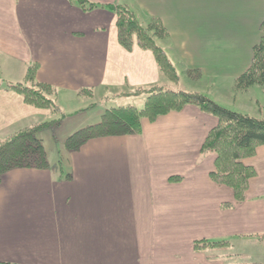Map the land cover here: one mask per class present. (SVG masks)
Listing matches in <instances>:
<instances>
[{
	"label": "crops",
	"instance_id": "1",
	"mask_svg": "<svg viewBox=\"0 0 264 264\" xmlns=\"http://www.w3.org/2000/svg\"><path fill=\"white\" fill-rule=\"evenodd\" d=\"M188 1L0 0V67L20 82L29 66L39 65L36 82L56 90L53 100L76 128L67 137L99 123L110 108L144 106L147 95L137 88L213 92L228 75L217 66V54L227 55L217 41L231 34L194 20L179 6ZM114 5L127 6L140 23L144 14L148 25L163 23L168 35L157 43L181 75L177 84L160 72L151 51L120 45ZM248 16L245 29L256 23L260 32L262 11L252 21ZM192 69L206 78L190 75ZM86 89L92 97L81 94ZM50 112L0 88V138L49 120ZM217 125L188 106L156 122L144 119L141 135L91 140L68 153L69 167L8 172L0 184V264H223L195 253L194 241L263 240L264 146L243 160L256 176L237 203L232 189L211 180L217 157L201 155ZM176 176L183 181H169ZM231 203L232 209L222 206Z\"/></svg>",
	"mask_w": 264,
	"mask_h": 264
},
{
	"label": "trees",
	"instance_id": "2",
	"mask_svg": "<svg viewBox=\"0 0 264 264\" xmlns=\"http://www.w3.org/2000/svg\"><path fill=\"white\" fill-rule=\"evenodd\" d=\"M112 10L117 16L120 45L128 52H132L136 45L142 50L151 51L160 72L170 83L177 84L180 81L178 70L167 52L157 43V39L168 35L163 23L159 19H152L149 25L144 26L125 5H114ZM259 31L261 37L253 49L249 68L238 77V90L246 91L252 86H260L264 90V19ZM38 70V64L31 65L26 69L22 81L11 82L0 79V87L3 86V89L21 96L24 103L29 106L61 113L59 106L53 100L56 90L49 85L36 82ZM193 73L194 71H191L189 74L193 75ZM136 93L147 95L142 108L129 105L106 110L99 123L85 127L68 137L66 150L70 153L76 152L95 139L141 135L144 119L156 122L162 116L181 112L188 106H196L202 113L218 119L217 128L208 134L201 148L203 157L206 155L217 157L211 180L218 186L232 189L235 201L243 203L247 198L249 181L256 176V170L246 166L243 160L253 158L257 150L264 146V118L260 119L225 108L200 92L174 91L163 86H152L137 88ZM81 94L93 96V92L88 89L82 90ZM54 124V122L36 123L17 130L5 139L0 138V184L3 176L10 171L43 170L50 167L46 149L38 134ZM169 181L180 183L183 178L171 177ZM222 206L224 209H232L234 204ZM260 239H264V236H260ZM232 246L233 241L226 239H198L193 243L194 252L205 253L208 261H220L224 258L216 254L210 255L208 251Z\"/></svg>",
	"mask_w": 264,
	"mask_h": 264
},
{
	"label": "rangeland",
	"instance_id": "3",
	"mask_svg": "<svg viewBox=\"0 0 264 264\" xmlns=\"http://www.w3.org/2000/svg\"><path fill=\"white\" fill-rule=\"evenodd\" d=\"M201 3L202 0H190L185 4L181 2L179 6L181 9L182 7L188 10L190 9L196 16L194 20L205 18L211 22L213 21L215 23L216 33L225 32L231 34V37H225L221 41H217L220 45L226 46L225 49L227 51L225 57L217 54V66L220 68L219 70H222L228 75L216 83V88L213 92L204 90V93L215 102L217 101L215 98H218L220 104L225 108H229L238 113L240 111L250 114L260 119L264 118V90L260 86H252L246 91L237 89L238 77L246 72L253 58V49L259 42L261 36V33L256 31V23L254 25L250 23V26H248L250 28L247 27L245 29L246 17L249 15L248 20L252 21L257 19L259 12L262 11V18H264V9L262 7L255 9L252 0H213V3ZM261 3L263 6L264 0H261ZM200 11H204L205 15L197 16ZM139 16L143 22L141 24L147 26L149 17L145 14ZM181 16L184 18V15ZM229 52H231L230 55ZM185 69L186 67L181 64V70L185 71ZM4 71L5 69L2 70L0 67L1 80L19 82L18 80L14 81L16 79H10L11 77H8L9 75L6 76L5 74L8 73ZM191 71H194V77H199L201 74H204L206 78L205 73L199 69H192ZM182 77L184 78V76ZM258 103L261 104L260 108L257 107L259 106ZM135 104L139 108L143 107V103ZM50 113L51 118L43 122H54L55 124L40 132L38 136L42 139L49 163L51 165L63 163L64 167H69L67 159L69 152L66 150L68 137L66 134L76 130V128L68 126V123L72 120L70 118L71 116L67 114L64 116L62 113ZM208 253L210 255L216 254L220 257L224 256L220 260L223 264L225 262L230 264H264V239L261 241L257 238L244 239L239 242H233L232 247L212 249ZM228 256L230 257L227 258Z\"/></svg>",
	"mask_w": 264,
	"mask_h": 264
}]
</instances>
